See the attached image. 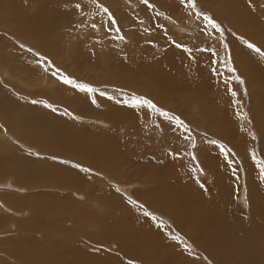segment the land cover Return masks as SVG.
<instances>
[{
	"label": "bare ground",
	"instance_id": "obj_1",
	"mask_svg": "<svg viewBox=\"0 0 264 264\" xmlns=\"http://www.w3.org/2000/svg\"><path fill=\"white\" fill-rule=\"evenodd\" d=\"M98 1L105 4L108 0ZM211 1L212 0H210V2ZM237 1L239 0H220L219 4L222 3V5L220 4V8L223 7L222 9H225L226 6L233 7ZM115 2H119V0H115ZM115 2L113 3L114 5ZM137 2L139 3L130 2L132 8L137 9L136 6L138 5L142 10L150 11V8H148L150 5L148 6V4L151 3L153 10L158 12L160 19H162L165 24L169 27L183 30V25L169 14L170 11L174 9L170 1H168L166 7V0H161L158 4L159 7L163 5L167 8L169 13L162 7H160L162 8L161 10L157 7V4L152 3L151 0H148L147 4H144L143 0ZM238 3L242 5L243 12L248 11L247 5L240 2ZM85 4V0H0V138L7 135V133L11 134V132H13L18 135V138H20L24 144L34 145L37 151L47 156L60 158H47L40 162L34 155H24L14 151L16 157H14L11 162L0 164V177L3 178L6 174L12 173L18 183L17 185L13 184L12 189L16 187V190H13L15 192L9 191L11 188V181L2 184V188L5 184H8L9 188L4 187L5 189L0 190V202L2 203H0V229L12 218V221H9L10 227L12 226L17 232L23 230L27 231L29 234L24 235V240L31 247L28 252L22 248L23 244L20 243V241L13 242L14 249L11 254L13 255L11 260H13L14 263L20 259V261H18L20 264H111L114 263L113 259L112 257L107 258L108 256L105 255L107 253L104 254V251L102 252L100 248L105 250V247L99 244L100 240H102V244L105 243L107 245L108 250L115 252V249L112 248L114 245L112 241L114 240H117L122 247L127 249L128 236L126 233L131 231L140 239L139 232L141 231L133 229L131 225L137 223L141 217H144V212L140 209V214L134 212L137 209L131 208L130 204L127 206L126 201L121 198V195L118 199L120 193L116 190V192H113L114 189L112 191L111 189H106V193L103 192V185L105 183L96 181V178L91 176L89 171L100 175L102 174L106 183L116 182L118 188L121 187L124 191L128 190L123 181H117L115 179L114 174H110L107 170H98L97 168L101 160H108L109 165H111L114 163L115 159L121 155L124 148V139L119 133V131H122L121 126L126 127V129L127 126L125 125L127 124L133 126L135 122L132 118L133 114L130 110V106L135 104L144 106V103H137V101H135L134 103L128 102L124 104L121 100L122 95L119 94V92H115L112 93V95L103 97V104H101L99 92L102 90L100 88L94 91L95 94L91 92L92 95L94 94V102L99 105V107H97L89 100L88 92L81 91L75 84L63 83V78L67 77L80 85L78 83L80 78H78V76L81 75L79 67L88 68L91 64L95 66V69L107 70L113 72V74H118V70L129 69L132 75L125 74L127 78L122 77L121 81L127 87L146 96V98L155 105V107H148L149 110L155 113L156 110H154V108L159 107L160 110L166 111L168 116L161 115L165 122L169 121V116L175 119L178 116L189 119L190 116L187 114V108L191 101H195L200 109H202L205 115V117L202 115L203 119L207 117L211 118L213 116V109H217L212 108L213 99L209 97H212L210 90L213 91V89L217 87L212 85V75L207 72L205 66L199 62L198 58L192 57V54L186 50L183 51L180 46L169 45L166 48L164 44L158 45L160 47L150 44L147 52L145 51L146 53L141 49L142 61L134 62V64L123 62L125 60L124 56L121 57L123 61L117 60V58L120 59V57L117 55V49L113 48L111 50L113 54L110 56L109 62L105 65L92 60L91 57L86 54L88 52L83 53L85 48H82V45L85 46L86 44L85 42L76 40L79 38V34L75 29L86 20H97L96 12L89 11L85 8ZM219 4H217V6ZM77 5H79V7H77ZM114 7H112V9H114ZM79 9H83V11L79 13ZM112 9L110 7V11ZM222 9L221 12L224 13ZM238 9H240V7H238ZM127 13H129V11H127ZM260 13L264 15V8L260 10ZM98 14H101V12H98ZM101 15L105 18L108 17L106 13H102ZM117 16L120 17L119 12ZM143 16L145 22L148 23L150 20L149 22L151 24L154 23V19L152 18L153 14L152 17L151 14L149 16L143 14ZM228 16L230 23L238 27V35L245 39L244 42L264 48V22H260L254 14L250 16H244V14H228ZM123 17V19H125V16ZM127 18L130 19V22L133 20L130 14H127L126 19ZM139 20L140 18L135 19V22ZM141 21L143 20L141 19ZM197 22L196 20V22L191 23H195L197 27L199 26L200 29L198 31L203 29L208 32L209 26H205L206 28L204 29L201 25H198ZM193 28L191 27L190 29L193 33H196V29L194 28V30ZM94 30L99 31L96 27ZM94 33L100 34V32ZM72 38H74L73 42L71 40ZM160 38H157V40H161ZM64 41H70L69 44H71V46L65 44ZM238 44L239 43L236 45L237 48L239 47ZM20 45L24 48L20 47ZM151 50L156 51L152 56L149 54ZM236 50L237 58L239 57L242 62L241 53L239 49ZM66 51H69L66 57L60 56L61 53L59 54V52L63 53ZM35 52L38 55L40 54V56H44V59H40L35 56L36 54H32ZM243 58L245 61L246 58L249 60L251 54L249 57L243 56ZM50 64L52 67H50ZM261 64L263 66L264 61ZM73 66L75 68H73ZM65 67L72 70L65 76L55 70H63ZM259 67L261 66L257 65V63L253 64L252 62V66H248L247 69L245 67L243 72L245 74H250V71L257 75V72L260 71V73L263 72L262 74L264 76V69ZM21 79L24 81L23 83L27 81L31 84H38L41 81L43 85L46 84L45 86L47 88L31 91L28 95H25L21 91L16 92L15 87L20 86L19 82H22ZM48 79H50L49 81L52 80V84L54 82L58 83V86L50 87ZM16 83H19V85ZM95 85L97 84L93 83V86ZM66 89H69V92H66ZM13 92L16 94H13ZM35 96L43 97L42 103L33 104L32 102H37V99H34ZM172 96L184 100L182 103V106H184L183 109L179 108L181 104L178 105L177 102L174 103L176 99L173 98V100ZM117 100L120 103H113L117 102ZM13 103H16V106H14ZM55 103L59 108V105H61L66 113L53 110L52 106L54 107V105H56ZM117 104H120V108L118 107L119 105L116 106ZM145 105L147 106V104ZM145 109L146 108H144V110ZM214 112L216 113V110ZM66 114L70 117L76 116L84 120L88 119L95 123L102 122L108 127L109 123H112L114 131L104 132L96 128L93 124H82V126H79L72 121V118V120H70L65 116ZM237 116L234 117L238 118ZM148 117L151 118L150 116ZM227 117L229 118V116ZM233 118L232 121L235 119ZM221 121L223 123L224 119ZM195 122H199V120H195ZM121 123L123 125H121ZM222 123L217 125L221 127L223 126ZM232 123L234 124V122ZM2 125L5 126V132H3L1 128ZM211 126H213V124ZM173 128H176V126ZM173 128L169 125L165 127V130L170 134L172 133L170 129ZM132 129L133 128L130 130ZM162 129L160 131L165 133L164 129ZM242 129L243 128H241V130ZM123 130H125V128ZM229 131L231 130L229 129ZM145 133L143 134L145 135ZM176 134L178 133L176 132ZM222 135L227 138L224 133H222ZM124 136L127 138L126 134ZM136 137H138L137 134ZM139 137L141 138L140 135ZM177 137L178 136H169V139L162 143L164 145L165 143L172 145L170 140L172 141ZM182 137L185 136L182 134L179 138ZM243 140H245V138ZM2 144L4 143L1 142L0 146ZM151 145L153 146L152 143ZM160 145V143H155V148L164 146ZM137 146L139 148V145ZM144 147H146L145 144ZM30 148H32V146ZM146 148L150 149L148 145ZM145 150L143 153L140 152L142 154L136 162H128L130 163L129 166H133L136 169L130 170L124 166V178H126V182L129 183L128 185L132 182L137 184L139 182L141 187L145 188L143 182L149 183V179L158 182L159 189H137L135 191V195L139 197L144 207L158 214L166 212L169 215H176L178 218V227L186 234L192 230L200 232L201 229L209 226V228H211V241L215 245L219 243V245H221H218V247L221 248L220 250L222 252L225 251L226 255L230 257L239 256L240 258L239 252L245 251V244L243 241L246 244L252 240L257 241L256 235L258 228L264 227V194L259 188L253 187L254 169L253 175H251L252 177H249V184L247 183L251 195L249 202H247L248 204H246V208H248L250 212H253L254 220L251 226H247L243 219L239 221V219L236 220L231 218L227 205H224V207L222 206L220 209L221 211H219L213 204L211 207L205 208L202 214H196L200 212L199 209H190L188 207V200L193 194H190L191 186L189 182L190 179L188 180L187 167L184 168L183 172H178L179 164L182 160L176 159L177 154L174 149L171 150L172 153H166L163 159H158L156 157L150 158L149 155V157H147V152ZM147 151L150 152L149 150ZM157 151H161V149H157ZM208 152L210 151L208 150ZM1 153H3V150L0 148V157L3 158V154ZM240 153L237 152L235 154L237 158L241 160L243 168L247 165L248 158L242 159ZM226 156L227 160L224 164L232 161L228 153ZM205 164L208 165L207 162H205ZM246 169L244 168L243 170L246 172ZM225 170L226 169H224V171ZM256 176L257 175H255V177ZM232 178H230L231 182ZM255 179L256 178H254V180ZM223 180L225 179H220L219 188H221ZM214 193L216 197L218 192L215 190ZM243 193L245 192L243 191ZM227 195H230V193H227ZM216 205H218V203H216ZM1 207H4L7 212ZM99 208L102 212L98 211ZM192 214H195L194 218L196 217L197 219L193 218L194 220H190V217L193 216ZM117 215L123 216L125 218V223H123L121 219H118L116 217ZM219 215H223V219H221ZM215 219H217V226L215 225ZM185 220L187 224L190 227H194V229L189 228L184 223ZM148 224L149 223H147V225ZM68 230H70L71 233H69ZM65 231L68 233L64 234ZM262 238L264 239V237ZM262 238L261 243L263 242ZM51 240H53L55 244L53 249L57 251L53 254H46L44 253L45 245L49 246ZM88 244L91 245L90 248L87 247ZM141 244L148 246L145 240ZM118 249L119 248L116 250L118 254H122V250ZM129 250L127 251L129 252ZM128 252L127 255L130 254ZM139 256H141V254ZM66 257L69 259H65ZM141 258L143 259L142 256ZM235 259V261H237V258ZM109 260L111 262H109ZM0 261H2V259ZM126 261L127 262L122 261L123 264H129V260ZM115 264H121V262L117 261Z\"/></svg>",
	"mask_w": 264,
	"mask_h": 264
},
{
	"label": "rangeland",
	"instance_id": "obj_2",
	"mask_svg": "<svg viewBox=\"0 0 264 264\" xmlns=\"http://www.w3.org/2000/svg\"><path fill=\"white\" fill-rule=\"evenodd\" d=\"M76 1H84V0H76ZM137 1L139 0H119V2H115V0H113V2L112 0H108L104 4L99 2L98 0H95V3L91 2V0H85L86 2L85 8H87L89 11H95L97 14V20L96 21L86 20L82 22L80 25H78V27H76L75 29L79 34L78 36L79 38L76 40L85 42L86 44L85 46L82 45V48H85L83 50V53L88 52L86 54L90 56L92 60H95L97 62H100L102 65H105L109 62L110 56L113 54V52L111 51L113 48V49H117V55H119L120 57V59L117 58V60L123 61L121 57L124 56L125 60L123 62L134 64V62L142 61L141 52L143 51L144 53H146L150 44L157 45V47H160L158 46L160 44L161 45L164 44V47L166 48L169 45L180 46L183 49V51L186 50L190 54H192V57L198 58L199 62L205 66L207 72L212 75V85H215L217 87L213 89L214 92L210 90L212 97L211 96L209 97L213 99L212 108H217V109H215L216 113L214 112L215 110L213 109V116L211 118L207 117L206 119L204 118L205 119L204 120L203 116L205 117V115L202 109H200L199 105L195 101H191L189 107L187 108L188 109L187 114L190 116L189 119L181 118L178 116L179 119L178 117H176V119L172 117V119H169L168 122H165L161 117V115H163L162 113H167V112L164 110H160L159 107L154 108V110H156L154 113L152 112V110H149L148 108L149 106L148 105L146 106L145 104H144L145 107L143 105L138 106L137 104L130 106V110L133 114L132 118L135 123L133 124V126L129 124L125 125L127 126V129L126 127L121 126L122 131H119V133L124 139L123 140L124 145L122 144L124 148L123 151L121 152V155L117 159H115L114 163H112L111 165H109L108 160H105L106 162L104 160H101L98 163V166L100 168L99 167L97 168L98 170L103 169L104 171L107 170L110 174H114L115 179L117 181H123L128 190L124 191L123 188L121 187L118 188L116 182L106 183L102 174L100 175L98 173H94L91 171H89V173L91 174V176H94L96 178V181H102L105 183L103 185L104 186L103 192H105L106 189H111V191L114 189L113 192L117 191L118 193H120L118 195L119 196L118 199L120 198L121 195L122 196L121 198L124 201H126L127 206H129L128 204H130L131 208L133 207V209L134 208L137 209L134 212H138L139 214H140L139 212L140 210L144 212L143 214L144 217H141V219L138 220L137 222L138 224L135 223L132 224L131 226H133L132 227L133 229H136L137 231L138 230L141 231L139 232V237L140 239L142 238L141 239L142 242L145 240L148 246L141 244L142 242L140 241V239L130 231L129 233H126V235L128 236L127 249L122 247V245L117 240L112 241L114 242L112 248L115 249L116 253L111 250H108L107 245L105 243L102 244V240L99 241V244L105 247V250L102 248L100 249L102 250V252L104 251L103 252L104 254L107 253L105 254L108 256L107 258L112 257L114 263L111 264H115L117 261H120L121 264H123L122 261L127 262L126 260H129L128 261L129 264H264V239L262 238L264 237V227L258 228V232L256 235L257 241L252 240L253 242L250 241L247 244L243 241V243L245 244L244 246L245 251L239 252L240 258L239 256L238 257L227 256L226 252L225 251L222 252L220 250L221 248L218 247L219 243H217L218 245H215L211 241L210 238L211 228H209V226H206V228L201 229L200 232L196 230H192L189 231L188 234H186L181 228L178 227V218L176 215H169L166 212H162V214H158L157 212H152L148 208L144 207L139 197L135 195V191L137 189L140 190H148V189L150 190V188L159 189L157 181L155 180L153 181V179H149L148 180L150 181L149 183L143 182L145 184V188H143L141 187V184H139V182L138 184L132 182L130 183V185H128L129 183L126 182V178H124V166H126V168L130 170L136 169L133 166H129L130 163L128 162L131 163L136 162V160L139 159V156L143 153L145 149H146L145 151L147 152L146 153L147 157L149 156L150 158L156 157L158 159H163L166 153H172L171 150L174 149L175 153L177 154L176 159L182 160L180 161L178 172H183L184 168L186 167L188 170V180L190 179L189 182L191 186L190 194H193V196L191 195L190 199L188 200V207L190 209L197 208L200 210V212L196 214H202L203 213L202 211H204L205 208L211 207L213 204L215 205V207H217V210L219 211H221L220 209L222 206L224 207V205H227L229 207L228 210L231 218H234L236 220L239 219V221L243 219L247 226H251L253 224V220H254L253 212L252 211L250 212V210L246 208V204H248L247 202H249V198L251 195V192H249L250 188L248 182H249V177L253 175V169L255 170L253 177L256 178L255 179L256 181L253 178V182H254L253 187L259 188V190L264 194V118H263L264 117V78H263L264 76L262 74L263 72L260 73V71L257 72L258 73L257 75L251 73L250 71H249L250 74L247 73L245 74L243 72V69L245 67L247 69L248 66H252V62L253 64L257 63V65L261 66L259 68L264 69V65L262 66L261 64L264 61V48L257 47L253 44L255 47L260 48V51L257 52L254 51L253 49H250L248 47V42L247 43L244 42L245 39L241 38V36L238 35V27L230 23L228 14H244V16H250L254 14V16H256V18L260 22H264V15L260 13V10L264 8V0H243V1L239 0L235 3V5H233V7L226 6L225 9H222L223 7L220 8V4L222 5V3L219 4L220 0H212L213 2L212 1L210 2V0H194L196 5L195 7L189 6L190 0H166L165 7L168 4V1H170V3H172L171 5L174 8V9L172 8L173 10L172 9L171 10L175 12L173 13L172 11H170L169 13L167 11L168 9L165 8L163 5H161L160 7H162L165 11L171 14V16L174 17V19L177 22L183 25V30H178L174 27H169L167 24H165V22H163V20L160 19L158 12L153 10L151 3L148 4V6L150 5V7H148L150 8V11H144L141 8H139L140 6L138 7V5L136 6L137 9L132 8L130 2L139 3ZM114 2L115 5L113 4ZM151 2L157 4V7H159L158 4L161 2V0H151ZM238 2L247 5L248 11L243 12V7ZM206 3H208L209 5ZM217 4L219 5L217 6ZM107 5H109L111 9L114 6L116 8L114 7V9L110 11V7ZM238 7H240V9H238ZM162 8L160 9L162 10ZM104 9H107L108 11L105 12ZM221 9L224 10L223 11L224 13L221 12ZM82 11L83 9H79L78 12L81 13ZM127 11H129V13H127ZM98 12H101V14L106 13L108 14V17L105 18L101 14H98ZM118 12L120 13V17L117 16ZM201 13L212 17L217 23L220 24L221 30L213 29L208 23L206 24L207 21L203 19ZM127 14L128 15L130 14V16L133 18V20L131 19L132 20L131 22L130 19L128 18L126 19ZM143 14L144 15L146 14L148 16L151 14V17L153 14L152 18L154 19V23L151 24L149 22L150 20L148 21L149 24L145 22ZM122 15L125 16L126 20L123 19L124 17ZM110 17L112 18V20L115 21V23L111 22ZM138 18H140V20L138 22H135V19ZM141 19L143 21H141ZM190 20L191 22H196L197 20L198 21L197 24L201 25V27H203L204 29L209 26L208 32H206L203 29L201 30L204 32H202L201 30H200L201 32L198 31L200 29L199 26L197 27V25L195 23H191ZM93 25H95V27L98 28L99 31L94 30L95 27H93ZM187 26H189L190 28L194 27L196 30L194 28L193 29L196 31V33H193L192 30ZM94 32H100V34H95ZM157 38L158 39L160 38L161 40H157ZM71 40L73 42L74 38H72ZM166 40L167 41L170 40V41L167 42ZM239 40L240 41L242 40L241 41L242 43ZM64 42L65 44L71 46V44H69L70 41H64ZM236 42L239 43L238 48L236 46L237 45ZM20 47L23 46L20 45ZM141 49L143 50L141 51ZM236 49H239L241 53L242 62L239 57L237 58ZM249 49L251 50V52ZM60 53H61L60 56L66 57L67 54H69V51L63 53L59 52V54ZM155 53H156L155 50H151L149 52L150 56L154 55ZM32 54L34 55L36 54L35 56L39 57L40 59H44V56H40V54L38 55L36 52ZM250 54H251V58H249V60L251 61L247 60V58L245 61L243 56L249 57ZM50 67H52L51 64ZM94 67L95 66L92 64L89 65L88 68L79 67L81 71L80 72L81 75L78 76V78L80 77L78 83L80 85H87L88 87L94 88L95 90L101 88L102 91L99 92V100L101 104H103V100H104L103 97L112 95V93L115 92H119V94L122 95L121 100L124 104L128 102L134 103L135 101H141V102L149 101V99L146 98V96H144L140 92L134 91L133 89L127 87L121 81L122 77L127 78L125 74L132 75L131 70L129 69L118 70V74L117 73L113 74V72L102 69H95ZM73 68L75 67L73 66ZM68 69L69 68L65 67L63 68L64 71L62 69H59L60 71L58 69L55 70L65 76L70 73L69 71H72L71 69L69 70ZM49 80L50 79H48V81ZM241 80L243 81V83H241ZM23 82H24L23 80L22 82H19L20 86H16L15 90L16 92L21 91L25 95H28L29 92L31 91H37L46 87L45 86L46 84L43 85V82L41 81L38 84H31L28 83L27 81H25L26 83ZM49 82L48 84L50 87L58 86V83L56 82L52 84V80ZM19 83L16 84L19 85ZM93 83H96L97 85L93 86ZM75 85L78 84L75 83ZM66 92H69V89H66ZM13 94L16 93L13 92ZM93 95L91 94V92H88L89 100L93 102L97 107H99V105H97L94 102ZM173 98L176 100H174ZM34 99H37V102H32V103L38 104V103H42V99L44 98L40 96H35ZM172 99L174 100V103L177 102L178 105L181 104L179 105V108L183 109L184 107L182 106V103L184 102L183 99L174 96H172ZM113 103H120V102L117 100V102H113ZM227 104L228 105L230 104L229 106L231 108ZM13 105L16 106V103H13ZM59 106L60 108L56 104L54 105V107L52 106V108L53 110H57L58 112L66 113L64 109H62V106L61 105ZM116 106L120 108V104H117ZM144 108L146 109L144 110ZM147 115L150 116L151 118H149ZM65 116H67L70 120L73 119L72 121L79 126H82V124H93L96 126V128H98L99 130L101 129L104 132L114 131V129L112 128L113 126L112 123H109V127H108L102 122L95 123L93 121H89L86 118H85L86 120H84L76 116L70 117L68 114H66ZM227 116H229V118ZM234 116H237L238 118H235ZM232 118L234 119L233 121ZM222 119H224L223 123L221 121ZM177 120L182 121L183 123L177 124ZM195 120L196 121L199 120V122H195ZM232 122H234V124ZM219 123H222L223 126L219 127L217 125ZM212 124L213 126H211ZM121 125L123 124L121 123ZM169 125H171L172 128L176 126V128L170 129L172 130V133L170 134L168 131L165 130V127ZM1 128L3 132H5L6 130L5 126L2 125ZM124 128L125 130H123ZM131 128L133 129L130 130ZM162 128L164 129L165 133H162L160 131ZM241 128L243 129L241 130ZM229 129L231 131H229ZM99 130H95V131H99ZM176 132L178 134H176ZM124 133L126 134L127 138H125ZM143 133H145V135ZM222 133H224L228 139L225 138L222 135ZM136 134L138 137L140 135L141 138L136 137ZM182 134L185 137L179 138ZM240 135L241 136L243 135L242 137L243 139L245 138V140H243ZM169 136H173V137L178 136V137L176 139L172 138L174 139L172 141L170 140V143H172V145L169 143H165L164 145L162 142L167 141L169 139L168 138ZM213 141H215V143H213ZM1 142L4 144L0 146V148L3 150V153H1L3 154V158L0 157V164L11 162L13 158L16 157L15 156L16 153L24 154V155H30V154L34 155L37 157V160L40 162L46 160L47 158H55V159L58 158L55 156H47L44 153L37 151L34 145L26 144V143L24 144L23 141L20 138H18V135H16L13 132H11V134L7 133V135H4V137L0 138V143ZM151 143L153 144V146L151 145ZM155 143H160L161 144L160 146L162 145L164 146L160 148H155ZM140 144H142L143 146ZM144 144L146 145V147L148 145V148L150 149L144 147ZM137 145H139V148ZM31 146L32 148H30ZM179 146L181 147V149ZM157 149H161V151H157ZM147 150H149L150 152H148ZM208 150L210 152H208ZM237 152L238 153L241 152L240 154L242 159L248 158L247 165L244 166L243 168L241 165V160L237 158L235 154ZM227 153L231 157L232 161H229L224 164V162L227 160L226 159L228 156V155L226 156ZM205 162H207L208 165H206ZM244 168L245 169L247 168L246 172L245 170H243ZM224 169L226 170L224 171ZM255 175L257 176L255 177ZM221 178L225 180H223L221 188H219L218 186ZM230 178H232L233 183L231 182ZM7 181L12 182L10 184L11 188L9 191L15 192L13 190H16V187L13 189L12 187L13 184L17 185L18 183L16 181V178L13 177L12 173L6 174V176H4L3 178L0 177V190L5 189L4 187L9 188L8 184H5V186L2 188V184ZM152 183H153V187H152ZM215 190L216 192H218L216 197L214 193ZM243 191L245 193H243ZM227 193L228 194L230 193V195H227ZM21 195H25V194H21ZM216 203H218V205H216ZM2 209L4 211L6 210L4 207ZM98 211L102 212L100 208ZM192 215L193 216L190 217V220L197 219L196 217L194 218L195 214ZM223 215H219L221 219H223ZM116 217L118 219H121L122 222L125 223V218L123 216L117 215ZM11 219L9 221H12ZM144 220L146 221V223ZM186 220L184 221V223L189 228L194 229V227H190L187 224ZM9 221L7 222L9 223ZM8 223L4 224V226L0 229V260L2 259V261H0V264L3 263L20 264L18 263L20 259L17 262L15 261V263L13 262V260H11V258L13 257V255L11 254L14 249L13 242L20 241V243L23 244L22 248H24L26 251L29 252V249L31 247L24 240L25 239L24 235H28L29 233L25 230L20 231L22 233L17 232L13 229L12 226L10 227V223L9 224ZM147 223H149L148 224L149 226L147 225ZM216 223H217V219H215V225ZM68 232L71 233L70 230H68ZM68 232L65 231L64 234H67ZM261 238L263 241L262 243H261ZM49 244H50L49 246L45 245L44 253L53 254L54 252L57 251L56 249H53V247H55L54 241L51 240ZM90 246L91 245L89 244L87 245L88 248H90ZM117 248H119L118 250L120 249L122 250L121 251L122 254L120 255L118 254V251H116ZM127 250H129V252ZM127 252L130 254L127 255ZM140 254L143 257V259L141 258V256H139ZM235 258H237V261H235L236 260ZM65 259H69V258L66 257ZM209 260H211L212 262ZM109 262L111 261L109 260Z\"/></svg>",
	"mask_w": 264,
	"mask_h": 264
},
{
	"label": "snow or ice",
	"instance_id": "obj_3",
	"mask_svg": "<svg viewBox=\"0 0 264 264\" xmlns=\"http://www.w3.org/2000/svg\"><path fill=\"white\" fill-rule=\"evenodd\" d=\"M91 2L95 3V0H91ZM143 2L145 4L148 3V0H143ZM189 6L190 7H195V2L194 0H190V3H189ZM77 7H79V5H77ZM102 7V6H101ZM105 12H107L108 10L107 9H104ZM201 15L203 16V19L205 21H207V23L213 28V29H217V30H221V26L219 23H217L212 17L206 15V14H203L201 13ZM110 20L112 23H115L114 20H112V18L110 17ZM93 27H95V25H93ZM248 47L250 49H253L254 51H257L259 52L260 49L259 48H256L253 44H248ZM63 83L65 84H75V82L67 77L63 78ZM241 83H243V81L241 80ZM76 87H79L81 91H86V92H94L95 89L93 88H90L88 87L87 85H75ZM137 103H141V101H137ZM142 103L144 104H147L149 107H155V105H153L150 101H143ZM163 115H167V113H162ZM169 119H172V117H169ZM177 123H180L182 124L183 122L182 121H179L177 120ZM213 143H215V141H213Z\"/></svg>",
	"mask_w": 264,
	"mask_h": 264
}]
</instances>
